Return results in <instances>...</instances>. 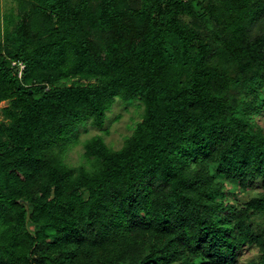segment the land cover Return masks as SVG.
<instances>
[{
  "label": "trees",
  "instance_id": "1",
  "mask_svg": "<svg viewBox=\"0 0 264 264\" xmlns=\"http://www.w3.org/2000/svg\"><path fill=\"white\" fill-rule=\"evenodd\" d=\"M16 1L0 10V264H238L246 243L264 264V0ZM118 96L145 105L133 132L67 162Z\"/></svg>",
  "mask_w": 264,
  "mask_h": 264
},
{
  "label": "rangeland",
  "instance_id": "2",
  "mask_svg": "<svg viewBox=\"0 0 264 264\" xmlns=\"http://www.w3.org/2000/svg\"><path fill=\"white\" fill-rule=\"evenodd\" d=\"M196 7L200 10V5L196 3ZM10 9L17 10L16 0H0L1 13H5ZM6 100L1 102L5 105ZM144 103L139 99H123L117 97L111 108L107 111L106 120L102 127L93 124L92 119L89 118L81 122L72 132V137L66 144L65 159L67 162L78 165L81 163L88 164L89 159L85 156L84 142L86 139L101 134L105 141L114 148L120 147L129 134L133 132L134 125L138 120H141L144 113ZM257 121L264 126V109L256 117ZM263 188V187H262ZM262 188L256 186L253 190L248 189L249 192L261 190ZM243 192H240L242 194ZM260 249L255 245H243L240 251V258L238 264H248L249 260L255 259L259 256Z\"/></svg>",
  "mask_w": 264,
  "mask_h": 264
},
{
  "label": "built area",
  "instance_id": "3",
  "mask_svg": "<svg viewBox=\"0 0 264 264\" xmlns=\"http://www.w3.org/2000/svg\"><path fill=\"white\" fill-rule=\"evenodd\" d=\"M12 65L16 69L18 76L22 77L26 68V62L21 58H14L12 59Z\"/></svg>",
  "mask_w": 264,
  "mask_h": 264
},
{
  "label": "water",
  "instance_id": "4",
  "mask_svg": "<svg viewBox=\"0 0 264 264\" xmlns=\"http://www.w3.org/2000/svg\"><path fill=\"white\" fill-rule=\"evenodd\" d=\"M206 3H207V0H206ZM21 201H24V199H21Z\"/></svg>",
  "mask_w": 264,
  "mask_h": 264
}]
</instances>
